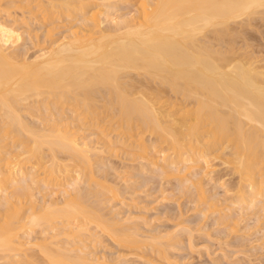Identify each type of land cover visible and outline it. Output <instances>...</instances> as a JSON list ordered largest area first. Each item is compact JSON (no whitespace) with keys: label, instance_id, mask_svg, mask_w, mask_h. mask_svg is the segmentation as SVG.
I'll use <instances>...</instances> for the list:
<instances>
[{"label":"bare ground","instance_id":"bare-ground-1","mask_svg":"<svg viewBox=\"0 0 264 264\" xmlns=\"http://www.w3.org/2000/svg\"><path fill=\"white\" fill-rule=\"evenodd\" d=\"M39 1L36 19L44 22L43 40L32 33L37 38L33 43L49 38L51 45L31 59L19 45L23 31L32 37L26 14L35 17L38 7L14 0L20 17L12 6L0 16V264H105L83 251L90 246H82L85 240L98 241L90 224L119 244H137L139 229H129L124 222L120 227L116 215L108 217L109 209L103 211L109 200L106 186L87 178L89 184L82 189L75 181L74 173L91 170L93 155L114 152L112 132L137 144L143 151L137 156L165 175L211 174L210 163L220 159L238 175L233 205L251 204L264 211V66L248 49L253 43L249 37L248 44L246 37L243 41L253 56L243 44L242 51L238 36H245L240 30L244 23L264 20V0H127L135 11L114 28L104 24L108 16L100 17L105 8L91 10L96 1ZM55 12L67 22L56 21ZM71 18L75 24L53 39L54 30ZM27 116L36 117L38 125ZM81 123L100 124L94 142L78 137ZM147 133L155 136L156 145L146 144ZM44 145L52 155L49 166ZM58 151L68 152L71 161L57 159ZM38 167L43 171L38 173ZM190 175L184 182L195 181ZM39 181L45 187L58 181L62 189L54 190L62 201L51 198L35 204L30 190ZM26 198L29 212L23 208ZM37 226L43 234L33 236V242L24 235ZM31 248L47 263L45 258L39 263Z\"/></svg>","mask_w":264,"mask_h":264},{"label":"rangeland","instance_id":"rangeland-1","mask_svg":"<svg viewBox=\"0 0 264 264\" xmlns=\"http://www.w3.org/2000/svg\"><path fill=\"white\" fill-rule=\"evenodd\" d=\"M3 1L4 0L0 1V8H1L0 16L1 17L2 15H4L3 13H6L7 10L11 9L8 6H12V10L14 11L16 10L15 8H17V7H13L11 3V2H14V0L13 1L6 0V3L5 1L4 2ZM27 1H29V3H31L34 7L35 6L38 7L39 0H27ZM43 1H46V0H43ZM87 1L88 0H85L84 2H87ZM94 1H96L95 2L96 4L92 6L91 10L92 9L93 11L96 9L99 10L101 9V6L102 8H105L104 13L107 12L105 13L106 15L101 14L100 17L105 18L108 16L107 20L109 22L106 21L104 24H106L109 27H112L114 23L117 22L118 20L119 21L122 20L128 13L135 11V7H133V4L128 3L129 1L127 0H110V3L109 1H105V0H93L91 2L94 3ZM7 2H9V4ZM39 2H41V0ZM106 2L107 4L105 5L104 3ZM111 4H113V6ZM127 4L129 8L127 7ZM130 5H132V7H130ZM97 7L98 8L100 7V8L98 9ZM115 7L117 8L119 7V8L117 9ZM39 8L40 7H38L37 10L35 8V11H36L34 12L35 17L34 15H31L28 13L29 15L33 16L31 18L32 20H30L31 16L29 17V15L26 14L28 17L27 25L29 23L30 24L32 23L30 25L31 27L29 26L28 28H26L25 26L24 29H21L20 26L18 25L17 28H20L21 30H25V28L30 29V30L32 29L31 34L35 33L36 36L42 37L41 35L43 34L42 32L44 31V28L40 29V26L43 25L44 22H42L43 20L36 19V17H38L39 13L41 12L40 11L41 8L40 9ZM106 8L109 11H106L107 10ZM2 9H3V12H2ZM88 10L90 11V8ZM89 11L86 10V12H89ZM19 12L21 13V11L19 10L17 11L18 14L16 12H13L12 15H14L15 13L18 15V17H20L19 15L21 14ZM111 13H112V16H111ZM57 14L58 13H56L55 14L56 17H54L56 21L59 19L58 20L59 22H63L64 20L61 17H59L60 14L58 15ZM256 17L257 16H255L254 18ZM60 18L62 19V21H60ZM259 19L261 22L258 21ZM72 20L76 22V20L71 18V22L69 21L70 23L68 22L66 26L64 25L66 23H61L62 25H60V28L57 27L54 30L55 38L53 39L59 38L62 35V31L67 29L66 27H70V25L72 26L73 24H75V22H72ZM255 20L257 22H254ZM255 20L254 21L252 20V22L256 26L258 25L257 29H256V26L253 25L252 22H251L252 25L250 26H249L250 23L247 22L248 26L246 25V23H244V26L248 29H246L245 27L242 28L239 26L242 33L244 34L245 32V36H243L242 34H241L242 37L240 36V34L238 35L240 37L239 39L240 44L239 43L238 44L239 46L242 44L245 46L248 41V40L246 41V39L249 37L250 41L248 43L253 42V43H250V45L253 46V48L251 49L250 48L251 46L249 45L250 47L245 46L246 49L249 47L248 49L251 50V53L255 52L254 53L255 58L257 55L261 56L262 59H259V57L257 56L259 60V65L261 63L262 66H264L263 64L264 63L263 62V58H264V39H263L264 38V33H263L264 24H263V21L264 20H261V18H257ZM65 21L67 22V19ZM59 22L56 24L57 25L60 24ZM259 24L260 25L262 24L261 25L262 27ZM232 26L234 27L236 26V30L238 31L237 29L238 25L233 24ZM252 26L253 27L255 26V27L251 28ZM114 27L115 25L112 28ZM21 30H20V33L22 32ZM34 30H37V32ZM57 33L59 34V36L57 35ZM22 34H24V36L22 35L23 40H21L20 42L21 45L19 46L20 48L23 49V51L27 55L26 57L27 58L29 57V59L35 57L36 54L38 53L40 54L41 49L43 48L46 49L47 47L49 48L50 47L49 45H51V43H49L51 41L49 40V38H46L49 41L45 40V42L42 41L43 37H42V40L39 38L41 41L35 42L34 44L33 43L34 40L37 41V38H35V35L33 36L32 34L31 35L32 37H30L29 35L27 36V33L25 34V31H23ZM24 37L26 39H24ZM243 37H246L244 38L246 43L245 41H243ZM250 37H252L253 40ZM30 38H32L33 41ZM241 39L243 43L241 42ZM36 43L40 45H37ZM41 46L42 48H40ZM242 46H241V49H242ZM245 47H244V50L242 49L244 53H245ZM248 49L246 51H248ZM247 53L249 55L250 51L246 52V54ZM28 117L30 116H27L26 118ZM30 118H28V121L30 120L31 122H34L35 124L38 125V122L36 120H35L36 122L33 121L34 119H36V117L35 118L33 117L34 119L32 120ZM100 123L101 125L100 124L99 125L101 126V129H102L103 122L100 121ZM96 124L95 125L93 124L91 126L86 123H81L80 126L82 125L84 126L80 128L81 132H79L80 135L78 134V137L82 138L83 141L85 142H89L90 140L95 141V139H97V136H98L97 134L101 130L99 128L100 126ZM82 128L83 130H81ZM107 129L108 131L110 130L112 131V129H110L109 126ZM116 136L117 134L116 133L114 134V132H112L110 135L112 139L111 141L113 143L112 145L113 147L115 146V147H120V148L114 147V152L113 151L108 152V150L105 148L107 152L106 150H104L105 152H102V153L98 152L97 156L93 155L92 156L93 157V161H92L93 167L89 166L91 170L89 169L87 171H80V169L79 170L76 169L80 172L76 174L74 173L75 177L77 178L75 181L77 183L80 181L78 186H80V188L82 187L83 189V187L86 188V186H88L89 178H90L89 182L93 183V181H95V183L93 184H96L97 182L96 180L99 179L98 182H100L101 185L103 183L102 188L106 186L104 187L103 191L107 192L108 190L111 193L110 194L108 192L109 193L108 195V193L105 192V194H107L106 197L109 199L108 200L109 202L108 201L104 202L103 205L106 208L105 207L104 209L102 208L103 211H107L109 209L107 211L108 213L105 212V214L106 213L108 214V217L113 218V216L116 215L114 217H116L117 221H119V224L124 222L126 223L124 224L126 225L125 227L129 229L132 228L133 230L134 228L136 231H138L139 229L138 231L140 234L139 241L137 242V244L132 243V245L134 244L135 246L134 245L132 246L131 244H119L110 236L108 232L100 230L99 228H96L95 225L90 224L87 227L91 229L92 233L94 232V234H96L98 241L94 242L92 240H89V241L85 240L84 241L85 244L83 245L82 243V246H87V247L89 245L90 246L88 248L84 247L85 250L83 248V251L88 253V255L90 256H92V254L93 256L98 255L100 258H102L101 262L105 264L107 263L108 264H264V211L260 212L258 207L255 208L254 205H251V204L248 206L247 205L240 206L239 204L234 203L233 205V202L235 200L233 196L234 195L233 191L237 190L236 187L238 185V175L233 172L232 167L227 166L222 161H220V159L213 160L212 158H210L211 160H213L210 163L212 165L211 170H213L211 174L203 173L204 175L198 174V176L193 174V177L190 174H188V177H187V174H184L185 175L184 176L183 173L176 174L177 176L175 174L174 175L172 174L171 176L170 174L165 175L161 172L160 168H157V166H152L148 164L146 160H143L144 159L143 157L140 159V157L137 156V155L140 156L141 153L143 152L140 149V147H138L137 144L131 143L132 144L131 145L130 141H128L126 138H123L124 136H122V138H120L121 136L118 137L119 135L117 136L118 138ZM143 138H144V141L146 140L147 143L146 142L145 143L147 145H153L154 143H156V141L154 142V140L156 139L155 136L153 135L150 136L149 133L143 135ZM126 140L128 141L127 143H126ZM9 141H10V145L12 146L13 144L11 143V139L7 140V142ZM120 141L122 142L120 143ZM123 142H125L126 145ZM101 145L102 144H99V147ZM44 146H45L44 148H46L44 149L46 151H43L44 160L47 162L46 165L49 166L51 165L50 160H52L51 159L52 155H51V152L49 151V148L46 147V145ZM157 147L160 149V146L157 145ZM103 149L101 146V150ZM136 150L138 151L136 152ZM61 152L58 151L56 153L60 157L58 158L57 156V159H60V161L62 162H63V159L71 161L69 160L70 157H67L69 154L68 152L66 151H63L62 153ZM132 152L134 155H132ZM159 164H161V162ZM39 170H38V173L43 171V169L42 170L39 169ZM85 172H87L86 176L88 177L85 176ZM79 173L81 177L79 176ZM189 175L191 179L195 178V181L187 180L190 182L189 183L184 182L186 180L184 178L186 177L189 178ZM78 177L80 178L78 179ZM84 180H87V181H84ZM38 183L41 185V188ZM48 183L49 184L46 187H45L46 184H44L43 181L34 183L33 184L34 186L32 185L30 194H31V199L35 200L36 202L35 204L42 205L44 204L45 201L48 202V200H51V198H55L57 200H61L63 198V196H61L60 194L56 195V192H57L56 190L62 189L60 185L58 186L59 184L58 181L57 183L55 181V184H54V181H51ZM101 185L100 186L98 185V186L101 188ZM195 186H197V188ZM85 188H84V191L86 190ZM40 189L41 190L44 189V190L40 191ZM202 191L204 193H202ZM54 192L55 194H53ZM24 200L26 202H24L23 200L22 201L23 203H26V205H24L25 207L23 208L24 210H26L30 203L28 202V205H27V198ZM109 207H111V209ZM24 210L22 211L23 213H25ZM24 215H26V213ZM122 224L120 225V227H123ZM37 227H35L36 229L33 228L34 230L29 229V231L27 232H29L30 235L28 234V236L27 235H24V236L27 238L29 237L30 240L32 239L33 242H35L36 240L35 238L36 237L38 238L41 236V234H43L41 232L42 228L38 227L39 228L38 229ZM169 233H171L172 235L167 236ZM162 235L167 236L165 237V240ZM33 236L35 238H33ZM151 237H154V238H151ZM145 239L147 241H144ZM154 239L156 240L159 239V241L161 240L162 244L161 245L157 244ZM154 242H155V245H154V248H152L153 247L152 244ZM141 243H144V244H141ZM164 244H167V245H164ZM157 245H159L160 247ZM91 246H92V249H91ZM158 247L162 250L166 249L165 253L164 251L162 252V250L160 252L159 251L160 249ZM29 250L28 251L30 253H33L34 258L37 257L36 259L39 260V263L45 262L46 257L42 256V253L40 251H38L36 248L35 249L31 248ZM39 252L41 253V256ZM105 258L107 261L105 260ZM45 263H47V259Z\"/></svg>","mask_w":264,"mask_h":264}]
</instances>
